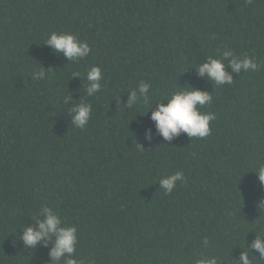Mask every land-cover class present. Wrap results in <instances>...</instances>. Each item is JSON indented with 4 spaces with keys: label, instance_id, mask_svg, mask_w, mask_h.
<instances>
[{
    "label": "trees",
    "instance_id": "16d2710c",
    "mask_svg": "<svg viewBox=\"0 0 264 264\" xmlns=\"http://www.w3.org/2000/svg\"><path fill=\"white\" fill-rule=\"evenodd\" d=\"M52 31L77 34L90 54L69 62L44 43ZM225 48L262 67L216 86L195 65ZM91 65L104 79L88 97ZM40 67L48 77L33 80ZM140 81L153 101L176 84L211 92L210 135L165 141L150 119L156 102L144 114L126 107ZM80 99L93 107L83 129L67 111ZM260 162L264 0H0V264H50L54 237L35 249L20 239L41 206L77 227L84 264H195L204 252L235 264L237 245L264 229ZM178 170L185 182L165 194L157 179Z\"/></svg>",
    "mask_w": 264,
    "mask_h": 264
},
{
    "label": "clouds",
    "instance_id": "9594fccd",
    "mask_svg": "<svg viewBox=\"0 0 264 264\" xmlns=\"http://www.w3.org/2000/svg\"><path fill=\"white\" fill-rule=\"evenodd\" d=\"M44 43L54 51L62 52L68 61L73 63L85 59L91 52L89 44L70 31H52L47 35ZM261 67L262 64L257 61L254 54L237 55L231 48H225L222 51L218 49L216 57L208 56L203 62L195 65L198 74L214 82L216 86L231 85L234 82L233 73L256 72ZM227 68L231 71H227ZM85 74L87 82L84 86L85 93L88 97L95 96L102 88L101 81L104 79L102 69L98 65H91ZM31 75L33 80L37 81H43L48 77L43 67L34 69ZM73 75L81 74L77 71ZM151 87L150 82L140 81L135 88L129 90L126 107L133 109L143 104L146 110L141 114H144L152 108V103L156 102L157 107L151 111L150 119L155 123L157 132L165 141L172 140L181 132L187 133L191 139H203L210 135V122L217 119V114L203 109L212 103L211 92L188 84L183 87L176 84L171 92L153 101L150 94ZM62 103L67 105L68 96L63 98ZM67 111L71 116V124L83 129L91 119L93 107L91 103L80 99L68 107ZM151 137L152 129H145V138L151 140ZM138 147L144 150L140 144ZM254 171L259 182L264 185V162H260ZM157 181H159L160 189L165 194H170L177 188L178 182H185L184 172L178 170L161 175ZM258 207L259 210L264 209V201H261ZM33 218L35 226H21L23 235L20 239L25 247L35 249L41 241L44 242V246H47V241L54 237L53 246L48 253L51 258L50 264H84L82 259L74 255L78 244L77 227L74 224H66L61 216L48 206H41ZM203 245L205 248L209 245L206 237L203 239ZM237 246L242 251L239 257L235 258V264H253L256 256L264 260V229L260 232L255 230V237L250 244L244 240L243 245ZM248 250L252 253L256 250L258 255L250 257ZM224 261L227 260L204 252L196 258L195 264H223Z\"/></svg>",
    "mask_w": 264,
    "mask_h": 264
}]
</instances>
